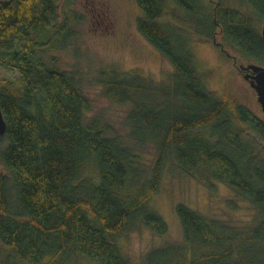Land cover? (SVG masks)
Returning a JSON list of instances; mask_svg holds the SVG:
<instances>
[{
  "label": "trees",
  "instance_id": "trees-1",
  "mask_svg": "<svg viewBox=\"0 0 264 264\" xmlns=\"http://www.w3.org/2000/svg\"><path fill=\"white\" fill-rule=\"evenodd\" d=\"M227 1L136 0L138 31L174 72L158 84L108 83V99L133 105L128 144L87 122L91 102L75 77L38 59L69 32L67 21L56 25L58 0H0V66L22 79L0 86V161L10 174L0 175V264H133L124 233L137 222L169 231L150 203L170 157L213 194L227 185L238 199L229 207L248 202L258 220L233 227L180 204L184 243L153 249L142 264H264V118L206 87L190 42L236 48L240 57L228 58L241 75V66L264 67V0ZM149 143L159 156L147 178L139 151Z\"/></svg>",
  "mask_w": 264,
  "mask_h": 264
},
{
  "label": "rangeland",
  "instance_id": "rangeland-1",
  "mask_svg": "<svg viewBox=\"0 0 264 264\" xmlns=\"http://www.w3.org/2000/svg\"><path fill=\"white\" fill-rule=\"evenodd\" d=\"M58 3L60 14L56 25L61 26L67 21L69 32L52 47L39 51L38 59L46 66L55 67L75 77L91 102L87 122L95 121L97 127L108 133V136L121 137L130 144L128 116L133 105L116 104L108 99L105 95L108 83L135 76L145 77L156 84L166 82L174 72L173 66L138 31V19L143 13L136 0H58ZM263 24L259 25L260 32ZM47 36L43 34L37 38L43 40ZM190 38L197 65L209 71L206 87L217 96L228 92L257 117L264 118L255 90L228 58V55L240 57L238 50L228 45L224 52L214 42H200L194 37ZM4 81H10L16 87L22 79L18 71L0 66V86ZM158 156L159 150L154 143L141 149L140 172L149 173ZM147 174L142 173L143 177L150 173ZM0 175L10 178L1 161ZM10 185H13L12 182ZM205 185L199 177L183 173L175 159L170 157L163 172L159 193L150 203V207L166 221L169 231L165 235H158L143 223L137 222L124 233L119 243L133 264H142L145 255L153 249L184 243L182 226L176 212L180 204L233 227L258 220L248 202H239L236 210L229 207L228 201L238 199L227 185L218 183V193L214 194Z\"/></svg>",
  "mask_w": 264,
  "mask_h": 264
},
{
  "label": "water",
  "instance_id": "water-1",
  "mask_svg": "<svg viewBox=\"0 0 264 264\" xmlns=\"http://www.w3.org/2000/svg\"><path fill=\"white\" fill-rule=\"evenodd\" d=\"M264 39V24L261 31ZM241 71H251L253 74L248 73L245 75V81L249 82L250 86L255 90L258 101L264 111V67L257 64H250L248 66H241ZM7 122L0 103V136H4L7 132Z\"/></svg>",
  "mask_w": 264,
  "mask_h": 264
},
{
  "label": "flooded vegetation",
  "instance_id": "flooded-vegetation-1",
  "mask_svg": "<svg viewBox=\"0 0 264 264\" xmlns=\"http://www.w3.org/2000/svg\"><path fill=\"white\" fill-rule=\"evenodd\" d=\"M247 73H250V72L243 71V74H242L243 78L245 77V75H246Z\"/></svg>",
  "mask_w": 264,
  "mask_h": 264
}]
</instances>
